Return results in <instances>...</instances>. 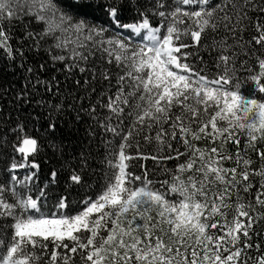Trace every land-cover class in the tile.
<instances>
[{"label": "snow or ice", "instance_id": "1", "mask_svg": "<svg viewBox=\"0 0 264 264\" xmlns=\"http://www.w3.org/2000/svg\"><path fill=\"white\" fill-rule=\"evenodd\" d=\"M125 13L132 22H123ZM100 16L128 30V37L89 23ZM21 17L42 27L26 25L14 48L5 22ZM0 51L29 74L32 88L45 84L53 95L63 94V86L55 77L47 86L38 73L61 64L67 95L80 101L50 107L44 98L35 101L46 109L37 118L44 120L49 146L64 160L50 171L49 185L63 176L67 189L83 187L99 155L93 141L104 145L107 181L76 214L66 213L67 189L45 214L48 186L35 198L28 194L40 164L11 163L9 171L29 166L36 172L23 180L11 175L9 187L0 184V264H76L77 256L80 264H264L256 230L264 220L257 211L264 208V149L258 147L264 143V98H256L264 94V0H0ZM29 53L35 66H29ZM248 83L253 87L245 95ZM34 95L28 85L13 92L0 82V102L20 114L8 130L25 161L41 147L28 132L32 114L22 115ZM6 135L0 143L7 144ZM66 137L71 157L64 154ZM201 140L208 143L200 147ZM133 141L135 154L128 151ZM132 160H152L170 179L156 188L147 168L141 175L128 171ZM172 160L179 161L174 170L167 167Z\"/></svg>", "mask_w": 264, "mask_h": 264}, {"label": "trees", "instance_id": "2", "mask_svg": "<svg viewBox=\"0 0 264 264\" xmlns=\"http://www.w3.org/2000/svg\"><path fill=\"white\" fill-rule=\"evenodd\" d=\"M99 15V14H97ZM31 20L30 17H21L20 19L13 20L11 24H8L5 22V28L6 30L10 31V34L12 35L13 39L11 40V43L13 47H18L17 37H20L23 35L25 26H28L29 30L33 31H40L41 25H37L34 21L29 23ZM123 22L128 23L132 22L130 19V15L128 13H125V16L123 18ZM89 23H96L99 25H102L106 29H108V35H122L126 38L128 37V30L125 29H115L113 26H111L107 19L103 16H100V19L92 21L90 20ZM156 21H153V24L155 25ZM130 42L135 45L138 42V37L135 36V34L132 35V37L129 38ZM50 43V41H49ZM190 51H195V49H189ZM205 61H210V57L207 55V53H203ZM29 66H35L32 59L31 54L29 53ZM45 58H47L45 54ZM16 63H19V60L17 59ZM194 66L198 69L201 65L199 61H195ZM62 68L61 64H57L55 68L49 64V69L46 72L38 73L39 79L42 81H49V85L52 86V78L55 77L56 81L59 82L60 85L63 86V94L61 95H53L52 93L45 91V84H38L35 86V88H32V84L29 83L27 79H25L27 74L23 70L16 69L15 65L11 61H7L6 56L0 51V82H7L12 85V91L16 92L19 91L20 88L24 85H28L29 88L32 89V91L35 93L33 97V102L30 106H26L25 111L23 112V117L27 118L28 113L32 114L33 122L28 124V132L31 136L36 137L40 142V151L32 156H28L27 161L24 160L23 155L19 152L14 150L13 145L15 143H18V141L15 140L14 135L8 130L11 126H14L15 120L17 118L18 114L13 106L11 104H5L3 102H0V107L4 108V113L0 114V135H6L7 144L0 143V184H4L6 187L10 186V177L11 175H15L19 180H23L26 176L31 175L33 172H36L35 169H32L29 166H25L22 168H18L14 171H9V165L13 162L21 163L30 165L33 160H35L37 163L40 164V169L38 172H36V177L34 182H29V187L31 188V191L28 193L35 198L39 194V189L42 187H46L47 190V198L43 200L42 204V211L47 214L49 210H54V205L56 201V197L59 195L64 194V190L67 189V185L64 183V177L61 176L60 180L61 183L59 185H49L48 176L52 169H60L61 165L64 163V160L62 157L53 151V149L49 146L51 141L46 136V134L43 132L41 125L44 123V120H40L37 118L38 113H44L46 109L44 107H38L35 103L36 100H39L41 98H44L45 101L49 102V107L51 104L55 103H63L65 106L70 104H78L80 101L73 100L72 96L67 95V85L65 84V73L59 69ZM206 72L209 76L213 75L211 71H208V68L206 67ZM32 83H35L33 80ZM253 87L251 83L245 84L242 88V91L245 95L249 94V90ZM76 95V93H73V96ZM256 98H264V94L262 93H256ZM7 100H11L12 97L8 96L6 98ZM87 103V101H84ZM55 115V113H53ZM5 117H8V122L5 121ZM61 127H64L63 121H60ZM87 125L81 126V135H83V128H86ZM65 131H67L65 129ZM111 136V134H108V136H102L99 138V140L108 139ZM58 139L56 140L57 143H59V137L60 134L57 133ZM71 140L75 142L76 137H71ZM245 141V137L241 136V148L243 147ZM118 138L117 140L113 141V146L115 147L116 144H118ZM133 147L129 149L128 151L132 154H135V142L133 141ZM198 146L203 147L205 144H207V141L201 140L196 142ZM65 155L68 157H71L73 155V143L68 142V138H65ZM258 147L264 149V143L258 144ZM228 149L230 151H235V147L232 144L228 145ZM183 150V149H181ZM92 151L94 153H98L99 155L96 156L95 160L93 161V167L89 171L88 176L86 178V183L83 187L77 186L75 188L67 189L68 192H70L69 200H70V207L66 210V213L69 215H74L78 211L82 210L83 205L81 204V201L84 199H88L91 197L92 199H95L97 195H99L106 184V177H105V165L102 163L103 160V154L105 152V148L103 143H99L98 141H93V147ZM142 152H148L150 151V146H142L141 147ZM252 159L256 161L252 167L256 168L259 166V161L257 160V157L255 154L252 155ZM183 160V158H181ZM179 161L172 160L167 162V167L170 169H175L176 164ZM130 164V167L128 171L136 174L141 175L144 168H147L149 171V179H151L154 182V185L156 188H161L160 181H163L165 179H170V176L166 175L163 171H161L159 168L156 167L155 163L152 160H132L128 162ZM143 165V167H142ZM226 166H230L227 165ZM252 180L254 183L259 182V177H252ZM16 190L20 193H26L27 189L16 186ZM163 190V189H162ZM5 197L9 199L11 202V197L8 192H5ZM257 211L264 212V208H258ZM232 215H234V212H229V219H231ZM10 222V221H9ZM256 230L261 232V237L259 238V242L261 243V248L264 249V220L260 221V223L256 226ZM258 238L253 236V241H256ZM252 255H255V253H251ZM76 264H80L79 262V256L76 257Z\"/></svg>", "mask_w": 264, "mask_h": 264}]
</instances>
